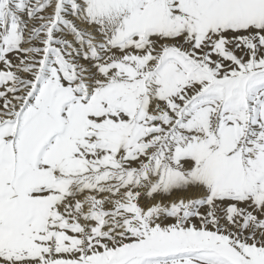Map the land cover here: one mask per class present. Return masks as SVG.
<instances>
[{
	"label": "snow or ice",
	"instance_id": "obj_1",
	"mask_svg": "<svg viewBox=\"0 0 264 264\" xmlns=\"http://www.w3.org/2000/svg\"><path fill=\"white\" fill-rule=\"evenodd\" d=\"M0 264H264V0H0Z\"/></svg>",
	"mask_w": 264,
	"mask_h": 264
}]
</instances>
